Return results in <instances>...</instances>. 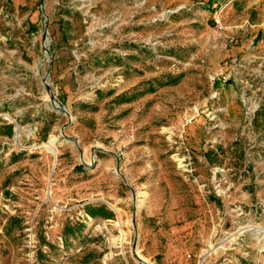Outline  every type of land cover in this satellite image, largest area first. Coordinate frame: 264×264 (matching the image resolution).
<instances>
[{
    "label": "rangeland",
    "instance_id": "rangeland-1",
    "mask_svg": "<svg viewBox=\"0 0 264 264\" xmlns=\"http://www.w3.org/2000/svg\"><path fill=\"white\" fill-rule=\"evenodd\" d=\"M262 29L264 0H0V264H264V85L209 120Z\"/></svg>",
    "mask_w": 264,
    "mask_h": 264
},
{
    "label": "built area",
    "instance_id": "built-area-1",
    "mask_svg": "<svg viewBox=\"0 0 264 264\" xmlns=\"http://www.w3.org/2000/svg\"><path fill=\"white\" fill-rule=\"evenodd\" d=\"M250 24L248 21H244L242 25H240L237 28L245 29L246 27H249ZM251 27V26H250ZM216 28L221 32L225 33L226 30H228V26H225L221 24L220 21H216ZM234 28V27H232ZM231 28V29H232ZM262 32H264V29H262ZM225 38L230 42L233 43L234 38L224 34ZM258 48V47H257ZM250 52L248 54H251V57H245L246 55L233 57L230 59L229 64L226 66L225 71H222L218 74H214L210 76V84H211V94H210V101H212L215 104V109L211 111L212 117L209 119L210 121H217V115L223 110L218 106V102L221 98L222 92L225 90L226 87H228L231 91L235 90V92L239 93V100L240 102L245 105V99L244 94L246 92H254V91H261L260 87L264 85V72H262L261 67L262 63H264V52L262 50L255 51L257 54H255L254 50L256 49V45L252 43V46L249 48ZM262 52V53H261ZM258 62L257 63V70L254 73H246V68L250 65L252 62ZM255 81H257L255 83ZM258 82H261V84H257ZM260 107V104H257L254 110L256 108ZM207 109V108H206ZM199 111L195 109V114L187 119V124H193V121L199 117Z\"/></svg>",
    "mask_w": 264,
    "mask_h": 264
},
{
    "label": "crops",
    "instance_id": "crops-1",
    "mask_svg": "<svg viewBox=\"0 0 264 264\" xmlns=\"http://www.w3.org/2000/svg\"><path fill=\"white\" fill-rule=\"evenodd\" d=\"M260 5H257V6H254L252 9H256V8H258ZM246 8H249V6L248 7H246ZM261 36H262V31H258L256 34H254L253 33V35H251V40L253 39L254 41H251V42H255L256 41V43L260 40V38H261ZM244 41V40H243ZM249 42V40L248 39H245V43H248ZM262 52H264V51H262ZM226 89V88H225ZM229 103V102H228ZM230 104H232V103H229V105Z\"/></svg>",
    "mask_w": 264,
    "mask_h": 264
},
{
    "label": "water",
    "instance_id": "water-1",
    "mask_svg": "<svg viewBox=\"0 0 264 264\" xmlns=\"http://www.w3.org/2000/svg\"><path fill=\"white\" fill-rule=\"evenodd\" d=\"M51 100H52V103H53V104L56 103L55 100H54V97H53L52 95H51ZM59 106H60V105H59ZM55 110H57V111H61V112H63L65 115L68 116V112L66 111V109H65L64 107H61V106H60V109L57 108V109H55ZM51 144H53V142H52ZM48 150H50L51 152H53L51 149H48Z\"/></svg>",
    "mask_w": 264,
    "mask_h": 264
},
{
    "label": "bare ground",
    "instance_id": "bare-ground-1",
    "mask_svg": "<svg viewBox=\"0 0 264 264\" xmlns=\"http://www.w3.org/2000/svg\"><path fill=\"white\" fill-rule=\"evenodd\" d=\"M52 104H53V103H52ZM55 104H58V103L56 102ZM55 104H53V105H55ZM58 105H59V104H58ZM193 124H194V123H193ZM193 124H191L189 127H191ZM50 143H51V141L48 142V146H51ZM48 146H46V148H47V149H50ZM49 152H50V151H49Z\"/></svg>",
    "mask_w": 264,
    "mask_h": 264
}]
</instances>
